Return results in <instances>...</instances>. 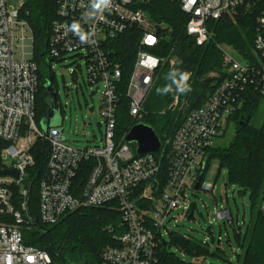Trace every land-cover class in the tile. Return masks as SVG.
Returning <instances> with one entry per match:
<instances>
[{
  "label": "built area",
  "instance_id": "1",
  "mask_svg": "<svg viewBox=\"0 0 264 264\" xmlns=\"http://www.w3.org/2000/svg\"><path fill=\"white\" fill-rule=\"evenodd\" d=\"M155 1L111 0L108 10L94 19H85L90 0H57V20L47 43L49 57L58 62L71 55L85 59L89 83L104 87L103 145L77 150L63 142L59 128L46 134L38 124L39 67L34 61L32 30L20 18L21 8H11L7 0H0V158L12 160L10 167L3 166L1 170L20 172L18 179L0 176V217L12 220L0 222V264H52L46 251L26 245L23 227L38 222L55 225L66 215L89 207H109L120 213L117 232L111 226L105 229L114 245L101 251L102 264H159L164 235L170 236L173 232L169 225L177 222L174 213L182 211L179 218L189 216L191 194L212 195L215 185L204 180L208 151L225 134L251 93L264 98V0H164L178 3L187 17L186 34L198 46L211 41L210 22L256 15L254 57L244 58L234 47L219 45L225 76L204 105L190 110L187 102L180 103L178 94L160 113H184L182 124L166 143L171 149V162L165 181L157 158L164 145L159 153L138 156L126 142L127 135L117 137V110L123 95L129 100L130 116L141 121L156 73L167 62L175 64L171 59L174 47L168 57L151 51L162 49L174 33L167 23L152 18L148 8ZM74 21L94 33L92 43H81L68 31ZM130 31L138 32L141 38L131 78L122 93V65L112 58V42ZM38 141L49 144L50 157L39 185V216L35 219L29 207L31 184L27 170L35 166L32 149ZM85 171L86 178L77 195L76 182ZM200 175L203 177L196 190ZM13 186L21 188L17 206ZM215 218L235 230L233 215L225 204L217 207Z\"/></svg>",
  "mask_w": 264,
  "mask_h": 264
},
{
  "label": "trees",
  "instance_id": "2",
  "mask_svg": "<svg viewBox=\"0 0 264 264\" xmlns=\"http://www.w3.org/2000/svg\"><path fill=\"white\" fill-rule=\"evenodd\" d=\"M57 9V0H24L19 11L20 18L28 23L34 37V61L39 67L37 95L39 125L47 109L42 98L45 86L50 82L51 77L56 90L51 67L53 61H58L49 57L47 43L52 24L57 20ZM148 10L154 20L165 22L174 30L173 39L162 49H152V53L159 57H168L170 49L174 47L178 62L174 65L167 62L156 73L154 86L144 105V118L141 121L137 122L130 116L129 100L123 95L117 110V137H125L138 123L151 126L161 138L165 148L164 152L157 154L161 169L160 176L165 181L171 162V149L166 143L169 138L174 137L182 124L184 114L179 111H168L164 115L160 113L173 103L178 94L180 103L187 102L190 110L204 105L217 83L225 76L223 54L219 45L228 44L234 47L244 58L254 57L256 15H240L235 21L223 18L210 22L208 27L212 39L209 43L198 46L186 34L187 17L180 10L178 3L156 0ZM140 38L138 32L130 31L112 42L115 51L112 58L122 65V78L119 85L122 93L126 92L133 72ZM173 68L191 74L189 84L192 91L187 94L175 91L162 95L157 94V88H163L170 83L167 74ZM212 72H218L221 79L209 78L208 75ZM260 98L258 94L251 93L243 109L232 119L236 128L234 139L224 149L211 148L208 151L207 166L204 172L205 176L210 159L217 158L221 165L228 169L230 182L251 192V224L244 236L241 230H235L242 249L238 264H264V120L260 128L251 125ZM242 121L246 123L241 125ZM32 155L35 159V166L27 170L31 184L29 207L31 215L37 219L39 216V185L47 170L50 157L49 144L38 141L32 149ZM2 167L0 158V170ZM86 173V171L83 172L77 179V195L82 188ZM20 189L16 186L12 187L13 202L16 206L20 202ZM195 209L196 204L189 212L190 217H194ZM3 221L12 222L8 217H0V222ZM119 222L120 213L109 207L81 208L66 215L55 225L46 226L38 222L33 226H24V241L26 245L46 251L52 258V264H102L101 251L114 245L105 229L111 226L117 232ZM169 238L168 247L174 244L195 256H218L211 253L212 249L209 245H204L189 235L173 232ZM158 256L159 264H187L170 253L168 248L160 247Z\"/></svg>",
  "mask_w": 264,
  "mask_h": 264
},
{
  "label": "rangeland",
  "instance_id": "3",
  "mask_svg": "<svg viewBox=\"0 0 264 264\" xmlns=\"http://www.w3.org/2000/svg\"><path fill=\"white\" fill-rule=\"evenodd\" d=\"M7 2L9 7L19 10L24 0H7ZM30 34L27 32V35ZM171 59L175 63L178 62L176 56ZM51 68L58 93V108L61 111V115H57L54 119L53 127L62 131L63 142L77 150L103 145V138L106 134V123L101 116L103 85L97 86L89 83L86 61L76 55H71L64 61H53ZM208 77L221 79L218 72H212ZM179 112L184 114L181 110ZM263 120L264 98H260L251 125L260 128ZM235 132V124L231 123L225 134L213 142L212 149L228 147L234 139ZM128 145L135 154L136 145L129 143ZM11 165L12 160L2 161L4 167ZM204 180L215 185L212 195L191 194L193 205L196 204L194 217L179 218L178 215L182 211H176L174 216L177 217V222L173 221L169 228L171 232L189 235L202 244L207 243L212 249L211 253L218 256H195L174 244L167 247L168 251L187 264L202 262L206 264H238L242 249L235 230H241L242 236H244L251 224V192L232 184L228 169L223 167L217 158L210 159ZM227 201L233 215L235 230L215 218L217 207L224 206V204L227 206ZM164 237L166 242L170 243L169 236L166 234Z\"/></svg>",
  "mask_w": 264,
  "mask_h": 264
},
{
  "label": "water",
  "instance_id": "4",
  "mask_svg": "<svg viewBox=\"0 0 264 264\" xmlns=\"http://www.w3.org/2000/svg\"><path fill=\"white\" fill-rule=\"evenodd\" d=\"M42 100L45 101L47 109L40 125L42 130L46 134H48L51 129L57 128L53 127V121L57 115H61V111L58 108V93L54 89L52 77L50 79V82L45 86V93ZM245 123L246 122L242 121L241 125H244ZM126 142L136 145V154L138 156H142L148 153H159L163 149V142L159 135L151 126L144 123H138L131 129L126 137ZM206 166L207 159L204 161V169L206 168ZM0 176H9L18 179L20 177V172L15 169L0 170ZM202 177L203 175H200L199 182L197 183L195 188L196 190H198L199 188V183L201 182ZM163 247H168V243L166 241H164Z\"/></svg>",
  "mask_w": 264,
  "mask_h": 264
},
{
  "label": "clouds",
  "instance_id": "5",
  "mask_svg": "<svg viewBox=\"0 0 264 264\" xmlns=\"http://www.w3.org/2000/svg\"><path fill=\"white\" fill-rule=\"evenodd\" d=\"M111 6V0H90V8L84 13L85 19H94L99 14L108 10ZM68 31L76 35L81 43L90 44L92 43V37L94 33L91 31H85L78 21H74L68 26ZM191 74L187 71H181L173 68L168 74L167 79L170 81L169 84L163 88H157V94H167L170 92H178L181 94H187L192 91L191 85L189 84Z\"/></svg>",
  "mask_w": 264,
  "mask_h": 264
},
{
  "label": "crops",
  "instance_id": "6",
  "mask_svg": "<svg viewBox=\"0 0 264 264\" xmlns=\"http://www.w3.org/2000/svg\"><path fill=\"white\" fill-rule=\"evenodd\" d=\"M214 200V199H213Z\"/></svg>",
  "mask_w": 264,
  "mask_h": 264
}]
</instances>
